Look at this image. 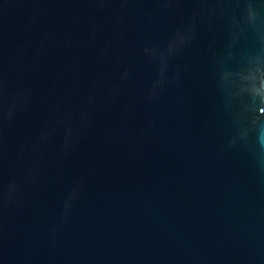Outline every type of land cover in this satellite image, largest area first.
<instances>
[{"label": "water", "instance_id": "95a60500", "mask_svg": "<svg viewBox=\"0 0 264 264\" xmlns=\"http://www.w3.org/2000/svg\"><path fill=\"white\" fill-rule=\"evenodd\" d=\"M0 264H264V0H0Z\"/></svg>", "mask_w": 264, "mask_h": 264}]
</instances>
